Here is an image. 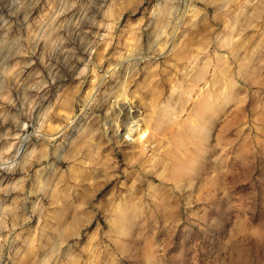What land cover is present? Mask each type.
Returning <instances> with one entry per match:
<instances>
[{"label": "rangeland", "instance_id": "1", "mask_svg": "<svg viewBox=\"0 0 264 264\" xmlns=\"http://www.w3.org/2000/svg\"><path fill=\"white\" fill-rule=\"evenodd\" d=\"M0 264H264V0H0Z\"/></svg>", "mask_w": 264, "mask_h": 264}, {"label": "bare ground", "instance_id": "2", "mask_svg": "<svg viewBox=\"0 0 264 264\" xmlns=\"http://www.w3.org/2000/svg\"><path fill=\"white\" fill-rule=\"evenodd\" d=\"M208 105H209L208 102H204V103L202 104V106L200 107V111H203V112H204L205 109L208 107ZM209 106H210V105H209ZM200 111H199V112H200ZM200 113H201V112H200Z\"/></svg>", "mask_w": 264, "mask_h": 264}]
</instances>
